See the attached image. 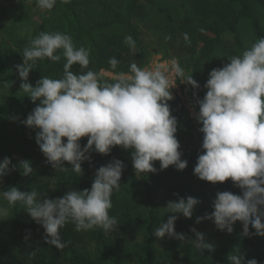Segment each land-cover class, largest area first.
Returning a JSON list of instances; mask_svg holds the SVG:
<instances>
[{
	"label": "clouds",
	"instance_id": "obj_1",
	"mask_svg": "<svg viewBox=\"0 0 264 264\" xmlns=\"http://www.w3.org/2000/svg\"><path fill=\"white\" fill-rule=\"evenodd\" d=\"M37 4L41 9L51 10L56 0H37ZM124 42L135 48L131 35ZM61 49L66 60L63 77L45 76L35 86L29 83V74L37 60L48 58L58 62L61 55L56 53ZM89 56L90 50L76 47L69 34L40 32L24 48L23 63L16 65L23 80L20 89L34 104L39 101L21 123L38 129L35 141L46 162L56 170H65L67 162L79 174L83 173L85 161L91 164L93 152L108 155L119 146L130 150L136 174L155 173V161L160 162L161 170L169 166L184 170L187 161L181 159L179 151L178 121L168 104L172 95L165 72L159 68L142 69L132 63L131 75L121 74L117 82L102 84L91 70L80 74L71 71L74 64L87 67ZM228 61L210 71L204 85L207 91L203 99L197 100L199 112L195 119L202 125L199 131L203 140L193 172L200 180L212 184L231 180L240 194L218 191L211 213L197 217L196 223L210 220L219 231L231 234L239 221L244 236L264 237V37ZM109 64L114 69L119 61L112 57ZM172 69L177 76L184 77V70L175 60ZM185 82L200 87L192 75ZM84 137L87 143L82 147L80 141ZM124 168L121 160L113 159L96 169L90 189H71L62 197L48 198L35 189L21 191L10 186L6 191L0 190V199L8 207L21 203L45 230L46 243L63 248L66 242L60 236V229L69 222L77 231L101 228L107 234L117 229L118 221L109 215V210ZM16 169L23 176L33 173L29 160L13 164L9 157H4L0 161V183ZM176 195L178 200L169 201L165 207L170 213L167 221L161 222L153 235L157 239L167 235L182 242L190 241L201 252L212 251L213 245L196 228L190 229L195 236L192 240L175 231L179 216L191 219L200 204L192 196ZM8 207L0 205V216L8 215ZM250 226L254 233L250 232ZM227 261L259 264L255 258L246 259L239 248L228 255Z\"/></svg>",
	"mask_w": 264,
	"mask_h": 264
},
{
	"label": "rangeland",
	"instance_id": "obj_2",
	"mask_svg": "<svg viewBox=\"0 0 264 264\" xmlns=\"http://www.w3.org/2000/svg\"><path fill=\"white\" fill-rule=\"evenodd\" d=\"M129 0H56L53 9H41L37 0L31 5L28 0H0V161L4 157L12 160L14 149L17 145L19 123L21 114L28 112L30 114L36 104H34L26 93L20 89L23 80L20 78L16 65L23 63L22 53L24 48L29 46L30 40L37 36L40 32H61L64 33L63 24L69 22L74 25V20L81 26H93L97 23L108 22L112 19L121 17L125 11V6ZM157 5L164 8L171 16L172 20L167 21L164 14L160 13L155 6L142 1L135 9L133 20L140 31V39L145 51V57L138 66L136 56L137 49H132L127 53L124 48L125 37L127 36L125 29L120 24H115L109 28L101 29L94 32L91 37H83L73 40L76 47H84L90 50L89 60L93 61L99 47L94 45L104 44L114 39H122L123 47L120 56L125 57L127 61L137 64L138 67L147 70L159 68L161 71L170 67L173 60L184 70V77L177 76V83L174 88L170 89L172 99L179 97L188 109L187 128L183 125L177 127L176 137L180 144L181 152L185 145L192 143L194 147H198V141L203 139V133L199 131L201 124L195 119L196 113L199 112L197 104L198 99H203L206 89L204 85L209 77L212 69L222 67L228 63V58L242 54V52L250 48L252 44L259 39L255 37L248 19H241L238 24L239 43L234 42L233 36L229 32H225L220 41L216 42L209 54L200 58V50L202 43L198 40L192 44L183 38L186 31L184 25L195 26L200 21H217L220 22L226 18L233 16L236 10L235 4H229L227 0H155ZM251 11L258 24L260 25L262 36L264 37V0H251ZM166 37H170L166 39ZM207 38L213 37L207 34ZM260 37V38H261ZM113 48V45H111ZM61 59L58 62L45 63L43 60H37L34 69L29 74L28 82L33 86L41 77H49L59 79L63 77V65L66 62L63 57V50L58 54ZM74 64L73 66L76 67ZM72 66V67H73ZM82 67V66H80ZM196 68V75L193 72ZM98 78L105 77L108 79H119L121 74L131 75V72L115 73L114 71L100 68L96 73ZM200 85L194 88L185 81L191 76ZM38 129H32V152L28 159L31 162L33 173L30 176H23L22 183L19 186L21 191H30L34 187L42 190L43 194H50L48 198L62 197L71 189L83 190L81 175L85 173L65 174L62 178L61 170L54 169L46 162L39 146L35 141V135ZM66 139V138H65ZM81 146L87 143V137L81 138ZM199 148V147H198ZM194 149V148H193ZM191 149L188 155H182L181 159L187 161V167L180 171L174 166L161 170L160 162L155 161L154 167L159 170V174L171 170L167 176L157 181L155 191L158 201V213L161 214L167 210L165 208L169 201H176L179 197L187 196L197 197L201 185L205 182L211 198L216 197V193L221 191V184H212L211 182L200 180L194 175L195 163L190 161V157L195 155L196 150ZM100 163L98 166L106 165L113 159L121 160L125 165V170L129 178L140 188L146 175L144 173L136 174L131 160L130 150H124L119 146L112 149L110 154L101 155L93 152ZM113 193L118 196L116 210L117 214L113 215L118 221V227L115 231L107 233L108 239H112V247H128V249L142 251L145 243L144 226L146 223V202L140 196L126 197V186L120 182L119 190ZM0 205L8 207L7 202L0 199ZM121 205V206H120ZM20 208L25 216L26 223H30L33 219L25 211L24 206L20 203ZM205 213L200 215L203 216ZM201 231H211L216 229L214 223L210 220H203L198 223ZM36 230L29 229L24 248L31 250L36 246L38 228ZM234 230L231 234L213 237L207 241L213 245V250H205L203 252L194 248L195 259L202 258L208 263L213 255L223 250L226 243L233 239L236 233L237 222L234 224ZM251 227V226H250ZM177 233H184L187 240H192L193 233L187 230L175 229ZM17 230L13 225L11 210L8 207V215L0 216V249L8 246L12 241H16ZM87 248L90 249L91 255L97 252V241L92 238H85ZM258 243L264 250V237L257 236ZM186 242V241H184ZM175 238L167 235L162 239H155L154 264H180L182 257L183 243ZM191 243V242H190ZM236 242L235 244H237ZM192 244V243H191ZM243 253L241 246L235 249ZM105 264H112L106 262ZM121 264H139L137 259L131 257ZM264 264V260L259 261Z\"/></svg>",
	"mask_w": 264,
	"mask_h": 264
},
{
	"label": "trees",
	"instance_id": "obj_3",
	"mask_svg": "<svg viewBox=\"0 0 264 264\" xmlns=\"http://www.w3.org/2000/svg\"><path fill=\"white\" fill-rule=\"evenodd\" d=\"M31 5L36 3V0H28ZM145 1L155 8L162 14L165 15L167 21H171L172 18L170 14L162 7L158 6L155 0H129L125 6V11L121 17L112 19L108 22L97 23L93 26H81L74 20V25H71L69 22H64L63 30L64 33L69 34L73 40L81 39L83 37H91V35L99 31L101 29L109 28L115 24H120L124 27L125 32L128 35H131L135 41V49H137L138 54L136 56L138 66L143 61L145 57L144 47L142 45L140 39V31L137 29L133 15L136 7L142 2ZM229 4H235L236 10H234L233 16L226 18L220 22H207L200 21L198 25L188 26L184 25L186 31L182 35L185 38L187 36V42L194 44L197 40L202 43V48L200 50V58L206 57L211 47L220 41V37L225 33L229 32L232 34L234 42L236 44L239 43V33H238V24L241 19H248L250 22V26L255 37H261L262 31L260 25L257 22V19L253 15L251 11V0H227ZM207 34H212L213 37L207 38ZM122 39H114L109 42H105L104 44L94 43L97 47H99L100 51L97 53L96 58L89 62L87 67H80V65H76V67H72L71 71L73 73H86L91 70L95 73L98 72L100 68L108 69L114 71L115 73H125L130 72V65L132 62L127 61L125 57L120 56V52L123 45ZM113 45V48L111 47ZM127 53L134 48H131L128 45H124ZM62 50V49H61ZM61 50H58L56 54H59ZM115 57L119 64L116 68H112L109 64V59ZM45 63H51L48 58L41 59ZM196 75V68L193 72V76ZM99 81L103 83H115L119 79H108L105 77H99ZM168 104L171 109V114L177 118L178 124L183 125V127L187 128V120H188V109L185 104L180 100L179 97L171 99L168 101ZM28 112H23L21 114L20 123H19V133L17 145L14 149V154L12 157V163L17 164L20 160H28L31 156L32 152V133L31 128L25 126L21 121L27 118ZM202 140L198 141V147H194V144L189 143L184 146L181 151L182 155H188L191 149L196 150V154L190 157V161L196 164L197 157L201 154V144ZM99 160L96 155L92 154L91 164L88 161H85L82 164V168L85 171L83 175H81L82 180V189L91 188V184L94 179V173L100 163L97 162ZM65 170H61L62 178H65V174L74 173L71 166L65 162ZM172 173L171 170L164 171L159 174V170L156 169L155 173H149L146 175L145 180L143 182V187L140 188L132 180L126 173L124 168L122 172V177L120 182L124 183L126 186V197L128 196H140L146 202L148 207L146 212V223L144 226L145 232V243L142 251L128 249V247H116L114 249L112 247V239H108L107 234L101 228H94L92 230L87 231H77L75 229L74 224L71 222L67 223L63 228L60 229V236L64 242H66V246L63 248H57L54 245L47 244L45 240V230L42 226L39 225L37 228L39 231L37 233V241L36 246L31 250H26L24 248V241L26 240L27 233L30 232L29 229L36 230L37 223L32 220L30 223H26L25 216L20 208V203L18 202L15 206L10 207L11 217L13 220V225L17 230L15 240L12 241L8 246L0 249V264H105L106 262H111L112 264H121L125 260L134 257L137 259L139 264H154V254H155V246L154 242L156 237L153 235L156 228L159 227L161 222H166L168 215L170 214L168 210L163 213H158V201L157 194L155 191V186L157 181H160L164 176ZM23 175L19 169L11 171L9 175L3 178V182L0 183V190H7L10 186H16L19 188L22 183ZM221 184V191H231L234 194H240V189L235 187L231 180H228ZM34 189L38 193H42L38 187H34ZM50 194H48L49 196ZM47 196V197H48ZM50 197V196H49ZM188 197V196H187ZM43 198V197H42ZM200 200V204L196 207L193 217L191 219L185 218L182 215L179 216L177 221L175 222V229L179 230H187L190 231L191 228H198V223H196V218L200 217L202 213H211L213 210L211 207L212 201L215 198H211L207 183L201 185V188L196 197ZM112 208L109 210V215H116V208L118 196L115 193H112L111 196ZM121 206V205H120ZM197 231L204 233L206 240L211 239L213 237H218L226 234L227 232L219 231L217 228L211 231H201L197 229ZM250 232L254 233L255 230L250 227ZM92 238L97 241V250L93 255H91L90 249L87 248L86 237ZM258 235H243V226L242 223L237 221L236 233L228 243H226L225 247L221 252L216 255H213L211 260L206 263L202 258L198 257L195 259L194 256V245L190 243V241H186L183 243L182 247V257L180 264H228L227 257L228 255L235 249L237 246H241L244 250V254L246 259L255 258L259 261L264 260V250L261 248L257 239ZM191 239H195L194 234ZM238 242L236 245L235 243Z\"/></svg>",
	"mask_w": 264,
	"mask_h": 264
},
{
	"label": "built area",
	"instance_id": "obj_4",
	"mask_svg": "<svg viewBox=\"0 0 264 264\" xmlns=\"http://www.w3.org/2000/svg\"><path fill=\"white\" fill-rule=\"evenodd\" d=\"M163 72H165V74L169 78L170 87L174 88L176 83H177V75L174 73V71L172 69V65H170V67L164 69Z\"/></svg>",
	"mask_w": 264,
	"mask_h": 264
}]
</instances>
